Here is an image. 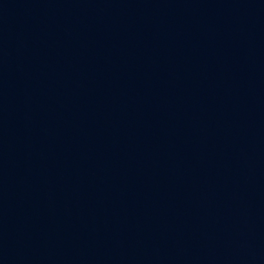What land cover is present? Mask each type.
I'll return each instance as SVG.
<instances>
[{
  "label": "water",
  "instance_id": "1",
  "mask_svg": "<svg viewBox=\"0 0 264 264\" xmlns=\"http://www.w3.org/2000/svg\"><path fill=\"white\" fill-rule=\"evenodd\" d=\"M0 264H264V0H0Z\"/></svg>",
  "mask_w": 264,
  "mask_h": 264
}]
</instances>
